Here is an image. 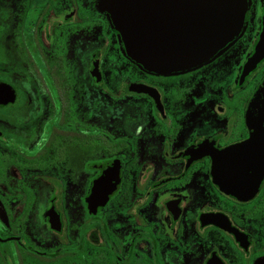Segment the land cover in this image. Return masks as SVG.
Returning a JSON list of instances; mask_svg holds the SVG:
<instances>
[{
    "label": "flooded vegetation",
    "instance_id": "obj_1",
    "mask_svg": "<svg viewBox=\"0 0 264 264\" xmlns=\"http://www.w3.org/2000/svg\"><path fill=\"white\" fill-rule=\"evenodd\" d=\"M99 1L0 0V264H264V171L237 196L214 169L249 136L264 0L220 53L164 73Z\"/></svg>",
    "mask_w": 264,
    "mask_h": 264
},
{
    "label": "water",
    "instance_id": "obj_2",
    "mask_svg": "<svg viewBox=\"0 0 264 264\" xmlns=\"http://www.w3.org/2000/svg\"><path fill=\"white\" fill-rule=\"evenodd\" d=\"M249 5L250 0L99 1L124 53L159 73L192 68L224 50L243 31ZM250 53L246 72L264 61V4ZM246 123L248 138L214 162L220 185L237 196L253 189L264 171V78L249 101Z\"/></svg>",
    "mask_w": 264,
    "mask_h": 264
}]
</instances>
